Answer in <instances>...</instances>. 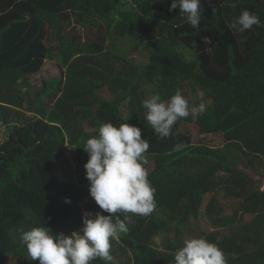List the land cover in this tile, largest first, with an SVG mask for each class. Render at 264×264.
Returning a JSON list of instances; mask_svg holds the SVG:
<instances>
[{
    "label": "trees",
    "instance_id": "obj_1",
    "mask_svg": "<svg viewBox=\"0 0 264 264\" xmlns=\"http://www.w3.org/2000/svg\"><path fill=\"white\" fill-rule=\"evenodd\" d=\"M170 3L0 0V134L7 131L0 141V264H39L18 230L67 235L81 231L85 211L102 212L88 191L83 146L107 122L141 129L156 201L150 216L115 215L127 217L129 230L110 241V264H174L182 228H198L202 217L216 226L197 237L217 244L228 264H264V27L228 29L245 9L264 21V0H201L198 28L178 8L169 11ZM46 61H56L61 76L35 84L31 77ZM184 88L190 105L208 110L179 119L162 139L143 101L154 93L165 101L185 96ZM193 123L201 134H221L224 144L193 143ZM67 151L71 173L60 167Z\"/></svg>",
    "mask_w": 264,
    "mask_h": 264
},
{
    "label": "clouds",
    "instance_id": "obj_2",
    "mask_svg": "<svg viewBox=\"0 0 264 264\" xmlns=\"http://www.w3.org/2000/svg\"><path fill=\"white\" fill-rule=\"evenodd\" d=\"M179 9L182 18L192 28L201 23V0H171L169 11ZM254 26L264 27V21L248 10H243L229 24L231 33H244ZM210 44L208 37H203ZM196 47V45H194ZM207 49V48H206ZM145 119L160 138H168L173 126L181 118L194 119L208 110L206 103L190 105L188 99L176 92L168 100L158 93L143 101ZM149 142L142 138L141 129L124 123L119 127L103 123L98 134L89 137L83 148L88 153L84 164L85 177L90 182L88 191L101 211L82 214L81 233L53 234L46 227H32L21 232L20 240L28 257L39 264H91L97 258L110 264V241L128 232L125 220L114 219L117 213L150 216L155 208V188L148 179L145 153ZM180 147V145H177ZM174 264H228L219 246L203 237L184 241L174 255Z\"/></svg>",
    "mask_w": 264,
    "mask_h": 264
},
{
    "label": "rangeland",
    "instance_id": "obj_3",
    "mask_svg": "<svg viewBox=\"0 0 264 264\" xmlns=\"http://www.w3.org/2000/svg\"><path fill=\"white\" fill-rule=\"evenodd\" d=\"M76 27H77V33H78V36L80 38H83L85 39L86 36V30L80 28V26H78L76 24ZM136 57V56H135ZM61 76V73H60V67L59 65H57L56 61H46L44 63V65L42 66V68L40 69V71H38L37 73H35L32 77H31V81L34 82L35 84H41V81L42 80H53V79H58L59 77ZM183 84V83H182ZM185 89V96L186 98H189L190 97V94L188 93V90L186 88ZM102 96L104 98H111V95L108 93V91H104L102 93ZM197 96L205 102L207 101V99L204 97V92L202 91L201 88L198 87V91H197ZM121 114L122 116H125L127 114V107H126V104H123L121 106ZM188 126V125H187ZM4 128V127H2ZM87 130H93L91 129L90 127H87L86 128ZM189 134L191 135V139L193 141V143L195 144H198V143H202V144H207L209 146H222L224 144V141H223V138L221 136V134H201L199 131H198V126L196 123H193V124H190L189 127ZM7 131L5 129H3V132L2 134H0V141H2L5 137V133ZM65 158H66V162L63 161V163L61 164V168H67L68 170H70V173H71V170L74 168V162L71 158V155H70V152L67 151L65 153ZM147 161L150 162L151 166H152V162H153V158L151 156H148L146 157ZM245 169V168H243ZM249 170V169H247ZM69 173V174H70ZM251 175L253 177H257L259 178V176L257 175H254L252 172H250ZM71 178L75 179V175L74 173L72 175H70ZM263 180V185H264V178L262 179ZM228 206L230 204V201H226ZM230 212V211H229ZM198 228L195 227V229H191V228H188V232H187V229L186 228H182L183 230V235H182V240H187V239H190V238H194V237H197V233L200 231V230H203V231H206V230H211L213 229V227H215L216 225L213 224L211 221H206V219L204 217H202L200 220H199V224H198ZM82 231V229H81ZM81 231L77 232V233H81ZM159 235L155 236L153 239H152V243L154 244H159Z\"/></svg>",
    "mask_w": 264,
    "mask_h": 264
}]
</instances>
